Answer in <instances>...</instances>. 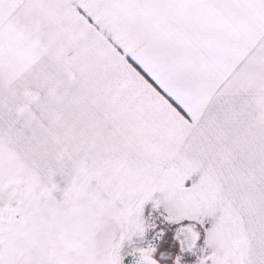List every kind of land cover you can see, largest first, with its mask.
<instances>
[{
    "label": "snow or ice",
    "instance_id": "obj_1",
    "mask_svg": "<svg viewBox=\"0 0 264 264\" xmlns=\"http://www.w3.org/2000/svg\"><path fill=\"white\" fill-rule=\"evenodd\" d=\"M0 264H264V0H0Z\"/></svg>",
    "mask_w": 264,
    "mask_h": 264
}]
</instances>
